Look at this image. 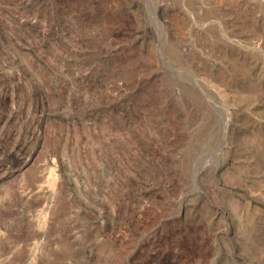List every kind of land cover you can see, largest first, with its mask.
I'll return each instance as SVG.
<instances>
[{
    "label": "rangeland",
    "instance_id": "1",
    "mask_svg": "<svg viewBox=\"0 0 264 264\" xmlns=\"http://www.w3.org/2000/svg\"><path fill=\"white\" fill-rule=\"evenodd\" d=\"M241 7L264 30V0H0V264H264V37H232Z\"/></svg>",
    "mask_w": 264,
    "mask_h": 264
},
{
    "label": "bare ground",
    "instance_id": "2",
    "mask_svg": "<svg viewBox=\"0 0 264 264\" xmlns=\"http://www.w3.org/2000/svg\"><path fill=\"white\" fill-rule=\"evenodd\" d=\"M216 1V0H215ZM229 1H233V0H229ZM221 1H219V4H220ZM239 2V0H238ZM249 2V1H247ZM236 3V2H235ZM259 3V2H258ZM225 4V3H224ZM244 4V3H243ZM239 6V5H238ZM253 6V5H252ZM256 6V5H254ZM259 6V5H258ZM235 7V6H234ZM240 7V6H239ZM258 8V7H256ZM222 9V8H221ZM225 9V7L223 8ZM254 9V8H253ZM252 9V10H253ZM220 11L217 13L219 14ZM250 14V15H249ZM180 15V13H179ZM179 15H173L172 19L170 20V25L173 29V33H174V37H175V41L176 42H179L181 43L186 35V24L185 22L187 23V21H184V19L182 17H180ZM170 16V15H169ZM168 16V17H169ZM206 16V15H205ZM212 16V15H211ZM264 17V16H263ZM229 18V17H228ZM254 17H251V13L249 12V9L247 10L246 7H241L240 9V12H238L237 14L234 15V19L237 20V24H234L236 26V28H234V32H232V34L234 33L233 36H236V39L237 38H245L246 37V34H250L252 40L254 41H251L250 43L251 44H254V45H260L262 44L261 41H260V37H264V30H261L259 29L256 25L255 20L253 19ZM259 18V17H258ZM219 19V18H217ZM231 19V17L229 18V20ZM214 20V19H213ZM222 20V19H221ZM220 21V19H219ZM221 22V21H220ZM262 22V21H261ZM225 24V23H224ZM258 24V23H257ZM232 25V24H231ZM229 28V27H228ZM262 28V27H261ZM169 30V29H168ZM215 31V29H214ZM191 32V30L189 31ZM169 34H172V33H169ZM225 37H227L225 35ZM222 38V37H221ZM235 39V38H234ZM223 40V39H222ZM233 40V39H232ZM225 41V40H224ZM245 41V40H244ZM186 42V41H185ZM237 42V41H236ZM213 43V42H212ZM225 43V42H224ZM214 44V43H213ZM233 44V43H232ZM248 46L250 45L249 43L247 44ZM210 46V45H209ZM216 46V45H215ZM214 46V47H215ZM229 46V45H228ZM238 46V45H237ZM247 46V47H248ZM252 46V45H251ZM174 47V46H173ZM211 47V46H210ZM213 47V46H212ZM232 48V47H231ZM240 48V47H239ZM212 49V48H211ZM229 49V48H228ZM171 50V49H169ZM174 50V49H173ZM230 50V49H229ZM246 51V49H244ZM175 51V50H174ZM212 51V50H211ZM216 51V50H215ZM217 52V51H216ZM252 53V52H251ZM173 54V53H172ZM185 54V53H183ZM192 54V53H191ZM227 54V53H226ZM219 55V53H218ZM177 56V55H176ZM186 56V55H185ZM190 55H188L189 57ZM235 56V55H234ZM175 56H173L174 58ZM222 57V56H221ZM225 57V56H224ZM229 57V56H228ZM182 58V57H181ZM195 58V57H194ZM199 58V57H198ZM230 58V57H229ZM254 58V57H253ZM184 59V58H182ZM192 59V58H191ZM190 59V60H191ZM196 59V58H195ZM205 59V58H204ZM252 59V58H251ZM198 60V59H197ZM200 60H203V59H200ZM232 60V59H231ZM199 61V60H198ZM230 61V59L228 60ZM212 64V63H211ZM215 64V63H214ZM233 68L238 72V78L239 80H241L242 82H245L249 75L253 73L254 70L258 69L257 66H254V65H251L250 62L248 61V59H243V60H240V59H234V62H233ZM214 66V65H213ZM215 67V66H214ZM263 67V66H262ZM220 68V66H219ZM218 68V69H219ZM206 69H202V71ZM208 70V69H207ZM221 70V69H220ZM259 70V69H258ZM204 71V72H205ZM264 71V70H263ZM203 72V73H204ZM206 73V72H205ZM201 74V73H200ZM208 74L207 76L210 78V73H206ZM212 75V74H211ZM230 76L231 74H229L228 72H225V71H219L215 74H213V76H211V78L209 80H211L212 82H214L216 84L217 87H219L221 90L223 91H227V90H230L231 89V79H230ZM236 79V78H235ZM236 81V80H235ZM254 81V80H253ZM234 83V82H233ZM263 83V82H262ZM258 84V83H257ZM264 84V83H263ZM262 84V85H263ZM241 89L240 91L236 92L235 95L233 94V96H235L238 100V103L240 105V107L244 108V109H250V108H253V109H258L259 107V100L258 98H260V94L258 93L256 87H252L251 85H247V84H243L241 83ZM214 87V86H213ZM235 88V87H234ZM233 88V89H234ZM236 90H237V87H236ZM234 92V91H232ZM224 96V95H222ZM263 97V96H262ZM230 108V106H229ZM263 108V107H262ZM238 109V108H237ZM232 110V109H231ZM252 110V109H251ZM230 111V110H229ZM241 111V110H240ZM239 112V111H238ZM246 113V112H245ZM239 114V113H238ZM238 114H236L238 116ZM244 117V116H243ZM254 117V116H253ZM262 117V116H261ZM248 118V117H247ZM252 119V118H251ZM263 119V118H262ZM246 120V119H245ZM237 122V121H236ZM240 123V121H238ZM245 122V121H244ZM261 122V121H260ZM263 122V121H262ZM246 123V122H245ZM250 124V123H249ZM255 125V124H254ZM253 125V126H254ZM257 125V123H256ZM251 126V124L249 125ZM247 127V126H246ZM255 127V126H254ZM248 128V127H247ZM262 128V127H261ZM242 129V128H241ZM264 129V128H263ZM252 131V130H251ZM261 131V130H260ZM245 133V132H243ZM251 133V132H250ZM236 136V135H235ZM257 136V135H256ZM238 138V137H237ZM244 138V137H243ZM247 138V137H246ZM255 139V138H254ZM249 140V139H248ZM260 141V140H259ZM234 142V141H233ZM250 142V141H249ZM254 144V143H253ZM252 145V144H250ZM253 146V145H252ZM231 151V150H230ZM262 151V150H261ZM248 152V151H247ZM249 153V152H248ZM247 153V154H248ZM262 153V152H261ZM260 153V154H261ZM251 155V154H250ZM53 156V155H52ZM258 156V155H257ZM232 157V156H231ZM234 157V155H233ZM237 157V156H236ZM235 157V158H236ZM264 157V156H263ZM241 158V156H240ZM256 159V158H255ZM233 160V159H232ZM50 161V160H49ZM251 162V161H250ZM248 165V164H247ZM254 165V164H253ZM39 165H37V162H33V164L31 165H28L26 169H24L22 171V173L20 174V178H19V182L22 181L23 183H25V187L28 186V185H32L35 187L34 183L36 180H38L37 178V174H38V170L39 168L41 167H38ZM263 166V165H262ZM252 168V167H251ZM262 169V168H260ZM233 170V169H231ZM248 170V169H247ZM261 171V170H260ZM235 172V170H234ZM250 172V171H249ZM253 172V171H252ZM255 172V171H254ZM236 173V172H235ZM11 174V173H10ZM19 174V173H18ZM42 174V173H41ZM15 175V174H14ZM40 178V177H39ZM247 178V177H246ZM22 183V184H23ZM58 183V182H57ZM241 185V184H240ZM223 187V186H222ZM225 187V186H224ZM223 187V188H224ZM8 188H12L11 184H8ZM60 189V187H59ZM227 189V188H226ZM234 189V188H233ZM235 190V189H234ZM8 191V190H7ZM69 191V190H68ZM9 192V191H8ZM61 194V193H60ZM9 194H7L8 196ZM62 195V194H61ZM64 196V195H63ZM9 197V196H8ZM11 198V197H10ZM35 198V197H34ZM64 198V197H62ZM39 199V198H38ZM61 200V199H60ZM62 201V200H61ZM64 201V199H63ZM61 203V202H60ZM58 203V204H60ZM63 206H61L62 208ZM210 210V209H209ZM56 211H58L56 209ZM55 212V211H54ZM56 213V212H55ZM59 213V211H58ZM54 214V213H53ZM58 215V214H57ZM56 215V216H57ZM46 217V216H45ZM54 217V216H53ZM51 227V226H50Z\"/></svg>",
    "mask_w": 264,
    "mask_h": 264
}]
</instances>
